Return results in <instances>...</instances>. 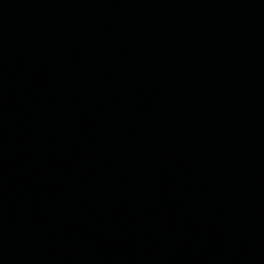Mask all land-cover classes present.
<instances>
[{
	"label": "water",
	"instance_id": "95a60500",
	"mask_svg": "<svg viewBox=\"0 0 264 264\" xmlns=\"http://www.w3.org/2000/svg\"><path fill=\"white\" fill-rule=\"evenodd\" d=\"M0 264H264V0H0Z\"/></svg>",
	"mask_w": 264,
	"mask_h": 264
}]
</instances>
